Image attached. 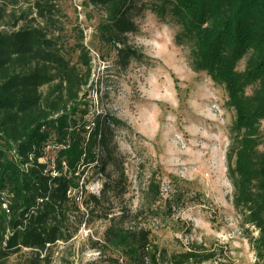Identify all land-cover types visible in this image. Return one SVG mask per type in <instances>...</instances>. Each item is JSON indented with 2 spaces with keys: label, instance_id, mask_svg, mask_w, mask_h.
I'll use <instances>...</instances> for the list:
<instances>
[{
  "label": "trees",
  "instance_id": "obj_1",
  "mask_svg": "<svg viewBox=\"0 0 264 264\" xmlns=\"http://www.w3.org/2000/svg\"><path fill=\"white\" fill-rule=\"evenodd\" d=\"M141 1L85 2L104 10L100 39L116 47L124 67L139 56L129 35L138 30L133 12L146 5ZM152 1L159 16L180 26L176 42L190 48L194 69L207 71L227 89L236 111L227 151L232 202L248 226L255 264H264V0ZM58 11L52 1L35 0L30 9L11 12L8 22L0 7V264L13 256H21V264H51L54 248L71 241L84 220L94 217L110 223L93 247L102 256L106 248L113 251L108 259L117 264L214 261L216 252L203 243L169 250L154 240L150 224L141 225L155 218L166 224L186 203L180 186L165 197L152 175L144 204L111 217L106 190L116 181L106 182L101 195L86 192L89 172L99 177L113 160L110 141L119 120L93 111L89 95L96 83L84 30L72 46L74 62L61 37ZM81 188L79 198L74 191Z\"/></svg>",
  "mask_w": 264,
  "mask_h": 264
},
{
  "label": "rangeland",
  "instance_id": "obj_2",
  "mask_svg": "<svg viewBox=\"0 0 264 264\" xmlns=\"http://www.w3.org/2000/svg\"><path fill=\"white\" fill-rule=\"evenodd\" d=\"M34 1L0 0V7L6 9L4 20L10 22L11 12L28 10ZM49 1L58 7L61 37L74 62L78 59L72 46L84 30L96 83L89 95L93 111L119 120L110 141L113 160L103 175L89 172L86 192L101 195L106 182L116 181L106 190L110 217L134 212L144 204V190L156 175L165 197L176 186L187 193L186 203L166 224L157 218L141 223L152 226L156 242L176 251L203 243L217 254L205 264H255L248 226H243L233 205L234 187L228 177L227 151L236 111L226 87L207 71L195 70L190 48L177 44L180 26L169 16H159L150 7L152 0L141 1L139 4L146 5L133 12L138 30L129 35L139 56L124 67L117 60L116 47L100 39L102 7L87 5L86 0ZM245 63V59L241 61L240 69ZM48 154L54 156L55 150L49 147ZM81 190L74 191L79 198ZM83 210L87 212L85 207ZM109 223L110 219L102 217L84 220L71 241L54 248L51 264H117L108 259L113 251L106 248L102 256L93 247L94 241H103ZM250 230L256 233L253 227ZM22 260L13 256L8 264H21Z\"/></svg>",
  "mask_w": 264,
  "mask_h": 264
},
{
  "label": "built area",
  "instance_id": "obj_3",
  "mask_svg": "<svg viewBox=\"0 0 264 264\" xmlns=\"http://www.w3.org/2000/svg\"><path fill=\"white\" fill-rule=\"evenodd\" d=\"M5 207H7V206H5Z\"/></svg>",
  "mask_w": 264,
  "mask_h": 264
}]
</instances>
